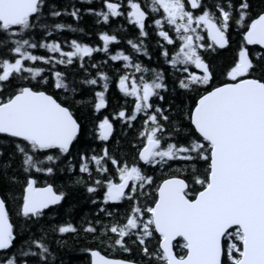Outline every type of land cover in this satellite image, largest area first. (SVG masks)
Listing matches in <instances>:
<instances>
[{
    "label": "snow or ice",
    "instance_id": "snow-or-ice-1",
    "mask_svg": "<svg viewBox=\"0 0 264 264\" xmlns=\"http://www.w3.org/2000/svg\"><path fill=\"white\" fill-rule=\"evenodd\" d=\"M122 5L123 0H103L100 10L84 12L97 23L124 17L138 29V36L126 44L144 56H149L146 20L154 16L156 34L175 49L170 55L157 41L172 69V91L188 96L187 103H153L154 98L163 102L162 93L169 91L167 74L163 68L134 62L123 50L111 53L110 43L120 42L116 34L100 32L103 47L95 48L73 38L66 41L70 50L65 51L50 33L83 30L49 21L62 15L79 21L81 10L75 5L69 10L49 0H0V49L6 52L0 56V158L10 149L7 159H0V181L7 185L0 189V264H52L47 232L40 227L37 238L28 225L46 210L57 212L70 190L78 187L92 196L102 192L91 202H99L98 213L110 222L96 219L77 228L67 221L53 226L52 232L91 234L105 249L130 253L135 247L142 257L115 258L89 247L82 249L90 255L89 264H264V6L254 10L252 0H214L211 5L203 0H147L143 6L141 0H126V7ZM164 24L174 37L163 30ZM232 29L238 30L240 42L222 69L224 79L216 81V69L205 55L229 48ZM37 32L46 38L37 39ZM256 46L259 50L250 51ZM38 49L48 54H34ZM97 51L111 61H123L117 87L134 98L131 114L121 108L113 119L131 126L137 114L145 116L138 132L142 146L131 164L110 155L107 146L100 155L83 151L75 162L72 158L82 129L74 106H90L97 113L105 109L110 78L99 65H91L98 69L96 76L79 83L99 85V90L76 99L77 82L55 69L79 60L86 72L85 57ZM28 62L50 65V75L44 74L45 67ZM47 84L62 90L64 98L50 94ZM94 128L101 141L114 132L108 116L98 119ZM106 161L115 169L111 176ZM141 162L170 170L157 183ZM175 162H183V167H173ZM77 167L80 175L74 172ZM63 171L75 179L56 185L55 175ZM125 200L131 201L130 210L117 220L105 206ZM12 209L21 221L20 231ZM23 231L28 236L16 245ZM152 240L156 246L150 250ZM64 243L57 241L60 247Z\"/></svg>",
    "mask_w": 264,
    "mask_h": 264
},
{
    "label": "trees",
    "instance_id": "trees-1",
    "mask_svg": "<svg viewBox=\"0 0 264 264\" xmlns=\"http://www.w3.org/2000/svg\"><path fill=\"white\" fill-rule=\"evenodd\" d=\"M147 2V0H141L142 6ZM204 3L211 5L214 0H203ZM49 3H54L58 9L67 7L71 10V7H75L81 10V15L79 21L74 20L70 15L61 17L49 21V22H61L66 24H72L74 28L82 29L83 31L72 32L68 29L58 30L56 32H51V38L57 39L61 42L62 47L65 51L70 50L66 41H70L75 38L82 43H87L92 47H103V42L99 40L100 32H108L109 34H116L119 39V43H110L109 49L111 53H115L117 50H123L126 54L132 55L134 62L139 60L143 65L149 68H163L167 74L168 82V92L162 93L165 97L163 102L153 99V103H162L164 107H167L169 102L175 106L176 104L187 103L188 96L183 94L181 91L177 90L175 92L173 89V77L171 75L172 69L170 66L165 64V59L160 55L161 49L157 46V41L164 44L168 49L169 54L175 50L173 45H167L162 38L158 37L155 30V25L152 24V19L154 16H150L146 20V31L148 36L144 38V43L147 46L149 56H144L142 53L136 54L131 51L130 46L126 44L128 38H135L138 36V29L127 22L124 17L110 18V22L105 24L102 20L97 23V18L90 14H85L84 10L87 8H92L94 10H100L103 7V0H91L90 3L83 2V0H49ZM254 10L259 9L262 5L261 0H252ZM123 7H126V0H123ZM122 26V28H121ZM163 30L169 31V35L174 37L175 33L169 29L167 24L163 25ZM230 35V47L226 50H218L216 53L206 54L205 58L208 59L216 69L215 80L219 81L224 79L222 69L233 59V55L238 48L240 42V37L238 35V30L232 29L229 33ZM37 39H45L40 32L36 34ZM178 47V42L176 43ZM259 50V46L255 49L250 48V51ZM34 54L37 55H47L45 49L33 50ZM6 55L3 49H0V56ZM29 64H34L35 66L45 67V75H50L47 71L50 65H43L40 62H28ZM80 61H75L70 66L58 65L55 70L65 72L68 80H75L77 82L76 86L79 89L76 99H87L93 91L99 90V85L90 86L83 85L79 82L86 77L96 76L97 68H93L91 65H99V70L104 71L109 76V89L106 93L107 96V107L102 109L100 112H95L91 107L74 106V114L78 121L82 125L81 133H79V142L75 144L72 150L73 161H76V157L79 152L86 151L88 155L93 153L100 155L102 150L107 146L110 155L116 156L118 160L123 161L127 159L129 164H131L137 156L138 148L142 146V138L138 136V132L142 128V122L145 119L143 113L137 114V119L133 121L132 125L129 126L127 123H122L119 119H113V114L118 112L121 108L126 110V114H131V110L134 106V98L125 97L120 93L116 81L118 76L123 74L124 64L123 61H111L108 56L103 52H94L91 57H85L83 63L85 69L84 72L79 67ZM119 70V71H118ZM131 71H134L132 69ZM139 74H137L138 76ZM51 78V77H50ZM147 78H151L148 76ZM35 83V82H33ZM46 90L53 94L58 100L64 98V92L62 90L55 89L51 84L44 86ZM190 95V94H189ZM103 116H108L109 119L114 124V132L108 141H101L97 138V133L94 128V124L98 119L103 118ZM8 151L5 150V155L0 159H7ZM108 166V176L114 174L115 169L111 165L110 161H106ZM145 169L148 175H152L156 182L158 183L163 179L162 173L169 172V168H160L140 165ZM173 167H183V162H175ZM202 167V166H201ZM93 171V176L95 177V165H90ZM76 175H80L78 167L74 169ZM84 178L87 179V174H84ZM41 179L43 176L41 175ZM70 179H75L72 173L67 171L58 172L55 175L54 183L56 185L67 184ZM7 185L0 181V189L6 188ZM155 185H153V188ZM71 195L64 201L63 206L59 207V210L55 213H48L46 210V215L42 217L38 222H30L28 227L32 233L38 238L42 233L38 231L40 227H43L45 232H47V242H50V249L53 252L52 264H89L90 255L87 252L82 251V249L95 247L98 248L102 253L107 254L111 257H121L126 259L140 260L142 259L139 249L133 247L130 253H125L119 248L115 251L110 249H105L99 244L93 242L91 234H85L80 232L78 234H60L58 232H52V227L57 226L61 223L70 221L77 228H81L82 224L86 221H95L96 219H104L110 222L111 218L103 217L102 214L98 213V208L100 207L99 202L93 204L91 201L96 199V197H102V192L98 191L96 196H92L85 191L84 187H78L76 189L70 190ZM146 206V205H145ZM108 211H113L116 213V219L120 220L121 216H126L131 207V201H121V202H109L106 205ZM12 219L14 224L17 225V230L20 231L19 225L21 223L15 216V209H12ZM28 236V231H23L22 234L15 241L16 245H19L23 239ZM57 241L65 242L63 247L58 246ZM156 246V241L152 240L149 242L150 250Z\"/></svg>",
    "mask_w": 264,
    "mask_h": 264
},
{
    "label": "rangeland",
    "instance_id": "rangeland-1",
    "mask_svg": "<svg viewBox=\"0 0 264 264\" xmlns=\"http://www.w3.org/2000/svg\"><path fill=\"white\" fill-rule=\"evenodd\" d=\"M146 191H147V189H146ZM145 205L147 204V201H142Z\"/></svg>",
    "mask_w": 264,
    "mask_h": 264
},
{
    "label": "water",
    "instance_id": "water-1",
    "mask_svg": "<svg viewBox=\"0 0 264 264\" xmlns=\"http://www.w3.org/2000/svg\"><path fill=\"white\" fill-rule=\"evenodd\" d=\"M113 123V122H112ZM114 125V124H113ZM79 135V134H78ZM111 137V136H110ZM102 254H104V253H102ZM115 258H121V257H115Z\"/></svg>",
    "mask_w": 264,
    "mask_h": 264
}]
</instances>
